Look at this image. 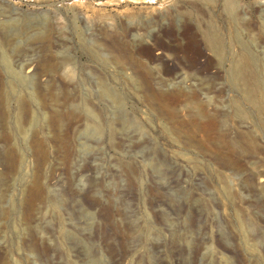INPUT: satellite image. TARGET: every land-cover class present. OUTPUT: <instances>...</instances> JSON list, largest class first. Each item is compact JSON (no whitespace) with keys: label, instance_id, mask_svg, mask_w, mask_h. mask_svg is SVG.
I'll use <instances>...</instances> for the list:
<instances>
[{"label":"rangeland","instance_id":"rangeland-1","mask_svg":"<svg viewBox=\"0 0 264 264\" xmlns=\"http://www.w3.org/2000/svg\"><path fill=\"white\" fill-rule=\"evenodd\" d=\"M263 73L264 0H0V264H264Z\"/></svg>","mask_w":264,"mask_h":264},{"label":"bare ground","instance_id":"bare-ground-1","mask_svg":"<svg viewBox=\"0 0 264 264\" xmlns=\"http://www.w3.org/2000/svg\"><path fill=\"white\" fill-rule=\"evenodd\" d=\"M214 37L216 38V36L214 35ZM213 37V39H215ZM218 38V37H217ZM217 41H218V39H217ZM212 42V41H211ZM215 45H217V47L216 48H219L218 47V44L216 43ZM220 45V44H219ZM246 60V59H245ZM248 61V60H247ZM243 64V63H242ZM246 64V63H245ZM248 65V64H247ZM247 65H246V67H247ZM243 66V65H242ZM245 67V66H244ZM240 73H241V68L240 67H237V69H236V71H235V76H236V78L235 79H237V80H239V75H240ZM236 82H238V81H236ZM262 83H263V86H264V73L262 74ZM246 85V84H245ZM248 85V84H247ZM259 85V84H258ZM262 85V84H261ZM245 88V87H244ZM243 88V89H244ZM245 93V94H244ZM243 94L245 95V99L247 100V102L249 103V104H251V106H253V107H256L257 105H259V104H257V99H256V88H255V86L254 85H251V86H249L246 90H245V92H244ZM259 94V93H258ZM261 94V93H260ZM107 95V94H106ZM259 96V95H258ZM257 96V97H258ZM260 97V96H259ZM260 102V101H259ZM262 102V101H261ZM263 104H264V100H263ZM258 109V108H257ZM242 110V109H241ZM260 111H261V108H260ZM255 112V111H254ZM256 112H257V110H256ZM243 113V112H242ZM259 113V112H258ZM261 113V112H260ZM259 113V114H260Z\"/></svg>","mask_w":264,"mask_h":264}]
</instances>
